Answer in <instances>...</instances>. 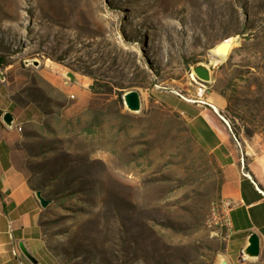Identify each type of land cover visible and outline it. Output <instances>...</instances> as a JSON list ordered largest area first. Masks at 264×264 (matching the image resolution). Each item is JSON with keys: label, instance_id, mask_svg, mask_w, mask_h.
I'll list each match as a JSON object with an SVG mask.
<instances>
[{"label": "rangeland", "instance_id": "obj_1", "mask_svg": "<svg viewBox=\"0 0 264 264\" xmlns=\"http://www.w3.org/2000/svg\"><path fill=\"white\" fill-rule=\"evenodd\" d=\"M216 99L264 144V0H0V113L58 264L220 260L223 170L180 110Z\"/></svg>", "mask_w": 264, "mask_h": 264}, {"label": "crops", "instance_id": "obj_2", "mask_svg": "<svg viewBox=\"0 0 264 264\" xmlns=\"http://www.w3.org/2000/svg\"><path fill=\"white\" fill-rule=\"evenodd\" d=\"M183 105L192 134L222 167L219 199L234 204L218 230L225 246L216 264H264V144L244 146L234 136L221 114L223 99ZM12 130L0 119V264H58L41 230L40 203L14 165ZM253 235L260 243L257 257L246 253Z\"/></svg>", "mask_w": 264, "mask_h": 264}, {"label": "water", "instance_id": "obj_3", "mask_svg": "<svg viewBox=\"0 0 264 264\" xmlns=\"http://www.w3.org/2000/svg\"><path fill=\"white\" fill-rule=\"evenodd\" d=\"M216 49L222 52V54L224 55H227V56L229 55L228 53L229 47L225 44V42H222L221 44L216 46ZM193 70L198 80H200L201 82H205V83L210 82L211 80L210 70L207 67L203 65H198L194 67ZM125 104L127 105L130 111H133V112L139 111L140 109L139 94L135 91H131L127 93L125 96ZM0 118H2V120L8 127L13 126L14 118L10 113H5V114L0 113ZM36 197L38 198L40 205L43 208H46L50 204L49 200H46L44 197H42L40 191L36 192ZM246 253L252 257H257L259 255L260 243L256 235H253L251 237L250 246L247 248ZM220 264H227V263L226 261H222Z\"/></svg>", "mask_w": 264, "mask_h": 264}, {"label": "built area", "instance_id": "obj_4", "mask_svg": "<svg viewBox=\"0 0 264 264\" xmlns=\"http://www.w3.org/2000/svg\"><path fill=\"white\" fill-rule=\"evenodd\" d=\"M17 130H22L21 127L17 128ZM233 203L226 200H218L212 206L213 212V224L215 226H220L221 228L226 226V214L233 207Z\"/></svg>", "mask_w": 264, "mask_h": 264}, {"label": "bare ground", "instance_id": "obj_5", "mask_svg": "<svg viewBox=\"0 0 264 264\" xmlns=\"http://www.w3.org/2000/svg\"><path fill=\"white\" fill-rule=\"evenodd\" d=\"M224 42L229 47V50H230V48L233 47L237 41L235 39H227ZM221 55L226 56L222 54V52L218 51L215 47V50L213 49L211 51V61H213L214 63H219V62L224 61V58Z\"/></svg>", "mask_w": 264, "mask_h": 264}]
</instances>
